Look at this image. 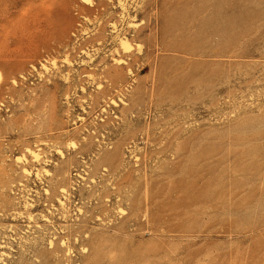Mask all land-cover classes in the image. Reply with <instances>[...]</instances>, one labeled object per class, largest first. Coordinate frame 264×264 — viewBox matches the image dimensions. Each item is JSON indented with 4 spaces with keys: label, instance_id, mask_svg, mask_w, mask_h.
<instances>
[{
    "label": "rangeland",
    "instance_id": "rangeland-1",
    "mask_svg": "<svg viewBox=\"0 0 264 264\" xmlns=\"http://www.w3.org/2000/svg\"><path fill=\"white\" fill-rule=\"evenodd\" d=\"M0 74V264H264V0H0Z\"/></svg>",
    "mask_w": 264,
    "mask_h": 264
},
{
    "label": "bare ground",
    "instance_id": "bare-ground-1",
    "mask_svg": "<svg viewBox=\"0 0 264 264\" xmlns=\"http://www.w3.org/2000/svg\"><path fill=\"white\" fill-rule=\"evenodd\" d=\"M119 47H120V50L122 53H128L131 51V48H130L131 45L125 36L120 37ZM117 63L120 64V63H125V62L122 60H117ZM0 78H1V74H0ZM31 153H33L34 156L37 155V153H35L33 151H31Z\"/></svg>",
    "mask_w": 264,
    "mask_h": 264
}]
</instances>
